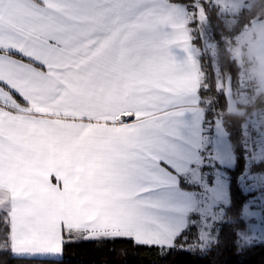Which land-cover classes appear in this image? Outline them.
<instances>
[{
	"label": "snow or ice",
	"instance_id": "obj_1",
	"mask_svg": "<svg viewBox=\"0 0 264 264\" xmlns=\"http://www.w3.org/2000/svg\"><path fill=\"white\" fill-rule=\"evenodd\" d=\"M253 6L0 0V264L264 248V104L232 47L264 28ZM247 50L264 71V37Z\"/></svg>",
	"mask_w": 264,
	"mask_h": 264
},
{
	"label": "trees",
	"instance_id": "obj_2",
	"mask_svg": "<svg viewBox=\"0 0 264 264\" xmlns=\"http://www.w3.org/2000/svg\"><path fill=\"white\" fill-rule=\"evenodd\" d=\"M252 12L264 16V0H254ZM222 55L227 57L229 54ZM249 90L244 94L245 99L248 95L254 94L253 86H250ZM239 107L247 110L245 105L239 104ZM209 261L211 264H264V248H255L244 256H236L231 251L229 237L225 247L212 254L206 261H199L184 253H173L162 264H209ZM11 264L36 262L12 261ZM63 264H157V258L145 248H134L128 240L104 243L87 241L66 245Z\"/></svg>",
	"mask_w": 264,
	"mask_h": 264
},
{
	"label": "crops",
	"instance_id": "obj_3",
	"mask_svg": "<svg viewBox=\"0 0 264 264\" xmlns=\"http://www.w3.org/2000/svg\"><path fill=\"white\" fill-rule=\"evenodd\" d=\"M264 32V28L259 29V34L262 35ZM248 54V52L245 53L244 58L246 57ZM251 56V55H250ZM250 62L252 63V67H253V84L252 86L255 88L257 87L258 89L261 87H264V84L261 83L262 80H264V71H261V65L259 62H254L252 61V59L250 60ZM245 64V61H244ZM256 92V90L254 89V93ZM264 104V102H263Z\"/></svg>",
	"mask_w": 264,
	"mask_h": 264
},
{
	"label": "built area",
	"instance_id": "obj_4",
	"mask_svg": "<svg viewBox=\"0 0 264 264\" xmlns=\"http://www.w3.org/2000/svg\"><path fill=\"white\" fill-rule=\"evenodd\" d=\"M250 60H251V56L246 55L245 65L243 66L246 78H249V77L251 78L247 84L248 88L253 83V67H252V63L250 62ZM263 101H264V94H262L256 98L249 99L247 102L249 103V106H251V105L256 104V103L262 104Z\"/></svg>",
	"mask_w": 264,
	"mask_h": 264
},
{
	"label": "rangeland",
	"instance_id": "obj_5",
	"mask_svg": "<svg viewBox=\"0 0 264 264\" xmlns=\"http://www.w3.org/2000/svg\"><path fill=\"white\" fill-rule=\"evenodd\" d=\"M253 37H264V32L262 35L259 34V30L257 32H254L253 33ZM253 37H249L248 39L242 41L240 44H233L232 47L234 50L236 51H239L241 53H243L241 59H242V62H243V66L245 65L244 64V61H245V58H244V55L246 52H248V54L251 55V53L247 50V47H248V42L250 39H252ZM247 55V54H246ZM253 84V83H252ZM252 84L250 86H252ZM254 89L257 91V87L255 88V85H254ZM256 93V92H255ZM253 95L250 94L246 97V100L248 101L250 98L249 97H252ZM253 99V98H252Z\"/></svg>",
	"mask_w": 264,
	"mask_h": 264
},
{
	"label": "water",
	"instance_id": "obj_6",
	"mask_svg": "<svg viewBox=\"0 0 264 264\" xmlns=\"http://www.w3.org/2000/svg\"><path fill=\"white\" fill-rule=\"evenodd\" d=\"M245 111V109L239 107V104H234L231 108V112L234 116L242 115Z\"/></svg>",
	"mask_w": 264,
	"mask_h": 264
}]
</instances>
